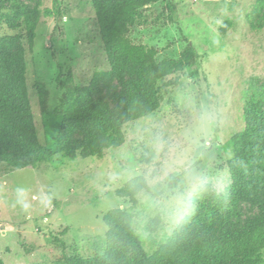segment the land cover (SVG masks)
Instances as JSON below:
<instances>
[{"label": "rangeland", "instance_id": "1", "mask_svg": "<svg viewBox=\"0 0 264 264\" xmlns=\"http://www.w3.org/2000/svg\"><path fill=\"white\" fill-rule=\"evenodd\" d=\"M95 6V0H0V37H10L12 52L27 63L42 145L41 89L50 112L60 109L70 90L96 77L104 102L110 101L108 90L121 89L102 76L110 66ZM27 17L37 23L32 50ZM138 23L131 31L135 44L157 49L159 59L190 61L158 84L160 109L124 127L137 157L147 161L124 164L111 149L83 158L80 133L74 154L56 155L34 169L0 166V257L6 264L89 258L106 243L109 213L127 219L148 255L197 214L212 231L222 216L235 225L263 216L259 202L227 195L231 139L246 130L250 107L264 110V0H155ZM190 46L197 54L191 60ZM170 81L175 85L167 87ZM139 178L147 188L133 183ZM208 211L216 214L213 223Z\"/></svg>", "mask_w": 264, "mask_h": 264}, {"label": "trees", "instance_id": "2", "mask_svg": "<svg viewBox=\"0 0 264 264\" xmlns=\"http://www.w3.org/2000/svg\"><path fill=\"white\" fill-rule=\"evenodd\" d=\"M155 0H95L96 16L103 34L110 70L102 76L121 87L108 90L104 102L98 78L88 86L76 87L66 95L62 106L45 110L47 93L41 89L46 144L39 141L28 92V66L14 51L10 37H0V166L10 170L34 169L60 154H74V136L84 133L80 147L83 158L102 157L113 150L124 164L140 166L126 138L124 127L151 116L161 107L158 84L183 71L186 59H159L153 47L137 45L131 31L138 26L139 15ZM37 23L26 18L30 49H33ZM197 57L190 46L186 58ZM175 85L170 81L167 87ZM114 103L115 109L110 107ZM233 158L229 162L232 185L228 197L260 203L263 216L247 225H235L228 217H219L217 231L200 225L201 213L187 219L168 242L154 254L144 252L135 230L127 219L114 213L104 217L107 240L100 252L89 258L74 257L67 264H260L264 254V110L250 107L246 130L230 142ZM140 188H147L143 178ZM136 202V198L132 199ZM224 200V199H222ZM224 204V201H219ZM209 223L216 220L207 212ZM0 264H6L0 257Z\"/></svg>", "mask_w": 264, "mask_h": 264}]
</instances>
